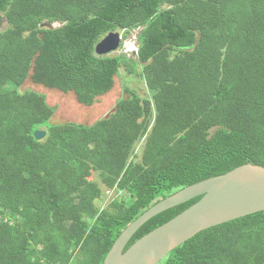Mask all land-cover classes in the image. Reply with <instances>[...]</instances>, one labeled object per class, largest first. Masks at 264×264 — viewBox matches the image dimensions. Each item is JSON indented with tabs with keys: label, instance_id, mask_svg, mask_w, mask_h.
Masks as SVG:
<instances>
[{
	"label": "trees",
	"instance_id": "obj_1",
	"mask_svg": "<svg viewBox=\"0 0 264 264\" xmlns=\"http://www.w3.org/2000/svg\"><path fill=\"white\" fill-rule=\"evenodd\" d=\"M135 28L136 59L95 52L109 31ZM0 29V264H102L156 201L264 166V0H0ZM125 62L149 96L124 87L90 124L51 123L45 95L19 88L30 77L91 105ZM92 171L118 193L102 208ZM199 198L149 218L124 250ZM158 264H264V210L197 232Z\"/></svg>",
	"mask_w": 264,
	"mask_h": 264
},
{
	"label": "water",
	"instance_id": "obj_2",
	"mask_svg": "<svg viewBox=\"0 0 264 264\" xmlns=\"http://www.w3.org/2000/svg\"><path fill=\"white\" fill-rule=\"evenodd\" d=\"M119 39L118 33L108 32L96 43L95 52L114 51ZM33 134L36 139H42L45 131L37 129ZM196 196H200L197 201L124 250L129 238L145 221ZM260 210H264V166L238 165L225 173L182 187L149 206L119 233L102 264H158L172 249L197 232Z\"/></svg>",
	"mask_w": 264,
	"mask_h": 264
},
{
	"label": "rangeland",
	"instance_id": "obj_3",
	"mask_svg": "<svg viewBox=\"0 0 264 264\" xmlns=\"http://www.w3.org/2000/svg\"><path fill=\"white\" fill-rule=\"evenodd\" d=\"M45 22L46 21L41 22L40 26L56 27L61 24L55 21L48 23L47 25H43ZM5 27L6 23H3L1 29H4ZM137 30L138 28L132 29V31L124 38L122 29L114 30L113 32L119 34V44L118 47L114 51L109 52V54L115 55L123 53L127 57L136 59L137 52L135 49H137V42L135 34ZM121 39L122 42L120 43ZM124 87L131 88L141 97L149 96V91L144 79L140 74L139 67H132L129 62H125L120 65L118 74L114 76L113 86L107 92L99 95L91 105L79 103L76 100L75 94L71 91L62 92L57 89L45 87L42 84L34 83L30 77H27L19 88L23 91L29 89L34 90L45 95L46 102L54 108L53 115L50 119L51 123H62L69 121L90 124L96 119L107 115V113L113 109L116 101L126 95L124 92ZM139 148L140 144L137 146V150H139L138 152H140ZM88 179L94 180L101 185L97 172L92 171ZM101 186L103 187V193L100 199L97 200L96 204L98 207L102 208L107 206L111 199L116 197L118 193L114 188L107 189L103 185Z\"/></svg>",
	"mask_w": 264,
	"mask_h": 264
},
{
	"label": "clouds",
	"instance_id": "obj_4",
	"mask_svg": "<svg viewBox=\"0 0 264 264\" xmlns=\"http://www.w3.org/2000/svg\"><path fill=\"white\" fill-rule=\"evenodd\" d=\"M137 48V47H136ZM136 52H137V49H136Z\"/></svg>",
	"mask_w": 264,
	"mask_h": 264
},
{
	"label": "bare ground",
	"instance_id": "obj_5",
	"mask_svg": "<svg viewBox=\"0 0 264 264\" xmlns=\"http://www.w3.org/2000/svg\"><path fill=\"white\" fill-rule=\"evenodd\" d=\"M131 45V44H130Z\"/></svg>",
	"mask_w": 264,
	"mask_h": 264
},
{
	"label": "built area",
	"instance_id": "obj_6",
	"mask_svg": "<svg viewBox=\"0 0 264 264\" xmlns=\"http://www.w3.org/2000/svg\"><path fill=\"white\" fill-rule=\"evenodd\" d=\"M136 50V49H135Z\"/></svg>",
	"mask_w": 264,
	"mask_h": 264
}]
</instances>
